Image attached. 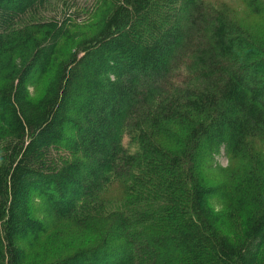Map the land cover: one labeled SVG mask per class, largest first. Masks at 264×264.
I'll return each instance as SVG.
<instances>
[{"label": "trees", "instance_id": "1", "mask_svg": "<svg viewBox=\"0 0 264 264\" xmlns=\"http://www.w3.org/2000/svg\"><path fill=\"white\" fill-rule=\"evenodd\" d=\"M67 1L0 0V264H264V34Z\"/></svg>", "mask_w": 264, "mask_h": 264}, {"label": "rangeland", "instance_id": "2", "mask_svg": "<svg viewBox=\"0 0 264 264\" xmlns=\"http://www.w3.org/2000/svg\"><path fill=\"white\" fill-rule=\"evenodd\" d=\"M76 0H68L67 3L75 2ZM86 0H78L77 3L80 4L83 9L87 7V3H85ZM207 4H210L211 6H219L224 5L231 16V18L240 24L242 27L250 30V31H256L260 32V34H264V0H253L257 3L262 4L263 10L260 15H254L252 14L246 3L245 0H205ZM252 1V0H249ZM92 6V5H91ZM88 10V8L86 9ZM32 89V88H31ZM232 162L230 159L225 155L223 151L219 152L217 155H214L212 157L211 168L216 172L217 177L221 176L224 177L227 172L232 167ZM224 172V173H223ZM34 208H36L34 206ZM31 218L34 221L40 220L38 216H36L34 213H30ZM61 232L60 235L66 234L63 230L59 231ZM45 236H48L47 234Z\"/></svg>", "mask_w": 264, "mask_h": 264}]
</instances>
